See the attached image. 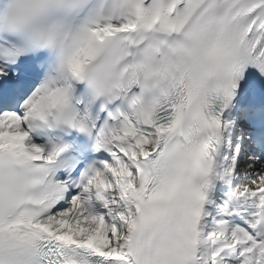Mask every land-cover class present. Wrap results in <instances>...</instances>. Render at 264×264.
<instances>
[{"label":"snow or ice","instance_id":"1","mask_svg":"<svg viewBox=\"0 0 264 264\" xmlns=\"http://www.w3.org/2000/svg\"><path fill=\"white\" fill-rule=\"evenodd\" d=\"M106 40L166 53L168 92L78 113L107 159L61 180L23 129ZM0 107V264H264V0H2Z\"/></svg>","mask_w":264,"mask_h":264},{"label":"clouds","instance_id":"2","mask_svg":"<svg viewBox=\"0 0 264 264\" xmlns=\"http://www.w3.org/2000/svg\"><path fill=\"white\" fill-rule=\"evenodd\" d=\"M2 2V0H0ZM71 42V41H70ZM86 42L81 43L82 49ZM126 56L121 45L112 40H106L98 45V52L93 60L85 67L79 76L71 77L73 85L83 84L87 90L91 102L103 100L111 104L117 99H123L120 93L129 86L130 80H138L139 93L135 100L130 98L127 107L132 108L133 104L144 101L151 104L155 101L165 99L169 83L167 79L168 65L165 62L167 54L157 59L151 50H142L130 63H123ZM72 90L63 104L48 106L45 119L53 124L73 126L78 112L72 104ZM76 103H80L79 100Z\"/></svg>","mask_w":264,"mask_h":264},{"label":"bare ground","instance_id":"3","mask_svg":"<svg viewBox=\"0 0 264 264\" xmlns=\"http://www.w3.org/2000/svg\"><path fill=\"white\" fill-rule=\"evenodd\" d=\"M243 162L244 161H242V163ZM241 171H243V167H241ZM241 183L242 184L244 183L243 179L241 180ZM213 190H214V183H213V187H212L211 192H210V198L211 199H219V200H221L224 197V195L226 194V193H223V194L213 195Z\"/></svg>","mask_w":264,"mask_h":264}]
</instances>
